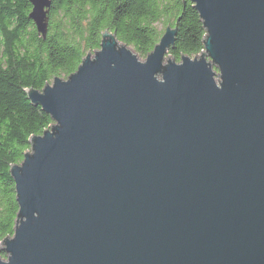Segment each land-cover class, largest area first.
<instances>
[{
	"label": "water",
	"instance_id": "1",
	"mask_svg": "<svg viewBox=\"0 0 264 264\" xmlns=\"http://www.w3.org/2000/svg\"><path fill=\"white\" fill-rule=\"evenodd\" d=\"M44 39L51 0H27ZM204 50L142 60L105 30L68 78L25 90L53 123L10 167L0 264H264V0H189Z\"/></svg>",
	"mask_w": 264,
	"mask_h": 264
},
{
	"label": "trees",
	"instance_id": "2",
	"mask_svg": "<svg viewBox=\"0 0 264 264\" xmlns=\"http://www.w3.org/2000/svg\"><path fill=\"white\" fill-rule=\"evenodd\" d=\"M31 10L27 0H0V242L13 235L18 212L10 167L23 161L30 139L53 123L25 90L41 91L55 77L68 78L99 50L105 30L142 60L167 26L177 29L167 54L176 62L202 53L206 36L189 0H51L44 39L28 17Z\"/></svg>",
	"mask_w": 264,
	"mask_h": 264
}]
</instances>
